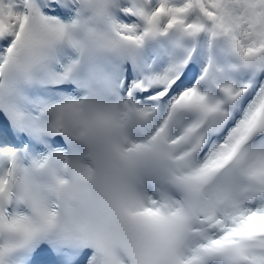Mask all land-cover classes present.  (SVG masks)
Here are the masks:
<instances>
[{
  "label": "snow or ice",
  "instance_id": "snow-or-ice-1",
  "mask_svg": "<svg viewBox=\"0 0 264 264\" xmlns=\"http://www.w3.org/2000/svg\"><path fill=\"white\" fill-rule=\"evenodd\" d=\"M0 264H264V0H0Z\"/></svg>",
  "mask_w": 264,
  "mask_h": 264
}]
</instances>
